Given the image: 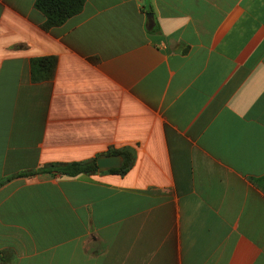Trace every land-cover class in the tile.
<instances>
[{
	"label": "crops",
	"instance_id": "0c3cea01",
	"mask_svg": "<svg viewBox=\"0 0 264 264\" xmlns=\"http://www.w3.org/2000/svg\"><path fill=\"white\" fill-rule=\"evenodd\" d=\"M33 1L0 0V264H264V0H84L48 28Z\"/></svg>",
	"mask_w": 264,
	"mask_h": 264
},
{
	"label": "trees",
	"instance_id": "16d2710c",
	"mask_svg": "<svg viewBox=\"0 0 264 264\" xmlns=\"http://www.w3.org/2000/svg\"><path fill=\"white\" fill-rule=\"evenodd\" d=\"M84 0H34L33 7L39 10L44 16L43 28L61 24L66 18L76 14L82 7ZM54 58L51 56L34 57L29 60L31 78L43 80L51 77L54 68ZM110 153L121 156L122 161L119 167L109 170L124 172L130 165L131 152L121 149ZM38 172H56L74 176L80 173H93L97 171L95 157L66 163H49L37 169ZM254 182L264 192V174L256 178Z\"/></svg>",
	"mask_w": 264,
	"mask_h": 264
},
{
	"label": "water",
	"instance_id": "95a60500",
	"mask_svg": "<svg viewBox=\"0 0 264 264\" xmlns=\"http://www.w3.org/2000/svg\"><path fill=\"white\" fill-rule=\"evenodd\" d=\"M150 17V13H146ZM121 157L117 154H109L95 157V165L97 170L102 171L107 168H117L120 166Z\"/></svg>",
	"mask_w": 264,
	"mask_h": 264
}]
</instances>
